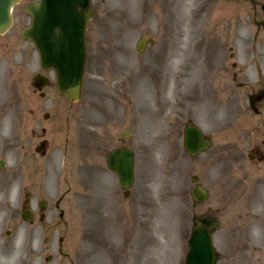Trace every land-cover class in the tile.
Segmentation results:
<instances>
[{
  "label": "rangeland",
  "instance_id": "1",
  "mask_svg": "<svg viewBox=\"0 0 264 264\" xmlns=\"http://www.w3.org/2000/svg\"><path fill=\"white\" fill-rule=\"evenodd\" d=\"M95 1L101 35L99 42L94 34L90 37L81 101L71 109L56 102L52 109L48 102L44 106L51 116L61 113L63 121L53 131L55 144L63 145L54 147V174L44 192L52 204L48 220L56 222L63 212L70 227L65 234L67 255L52 264H185L191 228L207 211L219 222L213 236L216 264H264V194L242 191L248 183L252 189L262 188L264 181L235 178L225 187L229 154L223 130L217 133L223 98L218 81L213 87L195 82L200 58L211 66L228 55V44L236 45L229 22L242 28V35L252 29L248 20L240 19L237 0ZM21 13L15 8L14 20H30ZM17 29L15 22L11 31ZM146 33L154 43L139 54L135 43ZM72 114L70 124H78L76 129L66 124ZM187 122L214 134L210 150L194 161L181 146ZM125 129L130 132L125 141L135 151L129 196L106 164V155L119 146ZM60 135L68 143L65 150ZM6 158L13 167L15 157ZM194 175L210 191L203 203L190 195ZM57 201L59 207L53 210ZM33 234L40 239L41 230L35 227ZM57 238L53 231V252ZM18 239L26 244L23 237ZM15 241L13 256L0 250L4 264L25 256L24 244Z\"/></svg>",
  "mask_w": 264,
  "mask_h": 264
},
{
  "label": "flooded vegetation",
  "instance_id": "2",
  "mask_svg": "<svg viewBox=\"0 0 264 264\" xmlns=\"http://www.w3.org/2000/svg\"><path fill=\"white\" fill-rule=\"evenodd\" d=\"M23 1L21 0L16 8L21 9L24 15H27L26 5L33 1L39 2V0H25V6L19 8ZM236 3L239 4L240 19L248 20V25L252 29L242 35L240 34L242 28L229 22L228 29L235 34L236 45L228 44V55L213 60L211 66L206 64L204 58H200L198 76L195 79L201 87H213L214 82L218 81L217 87L223 98L222 128H218L217 133L220 129L223 130V135L226 137L225 150L229 154V159L225 162L228 177L225 187H231L233 183L230 180L235 178H241L243 183L259 184L264 181L258 182V179H264V0H237ZM98 10L96 1L91 0L93 15L92 20L87 24L84 37L86 63L91 35L97 37V42L100 40L101 20ZM33 21L13 20L10 29L0 34V250L3 252L7 249L11 257L14 255L10 254L14 252L12 245L14 239L15 242H22L18 237H23L26 243L22 242L25 246V256L15 259L12 264H52L55 259L61 261L63 256L67 255L64 251L65 234L70 227L65 224L63 212H58L56 222L52 218L48 220L52 204L44 197V192L50 184L49 178L54 174V147L58 150L63 145L57 142L55 144L53 131L63 121L60 120L61 113L51 116L50 113L45 112L44 106L48 102L52 109L56 102L59 106L71 109L74 104H79L81 101L69 102L66 97L58 93L55 71L41 65L37 42L22 37V30ZM15 22L18 29L12 32ZM33 30L37 37L38 27L35 26ZM153 43L154 39L146 33L136 41V52L144 53ZM195 55L198 57V53ZM160 68L161 71H166L164 67ZM176 68L181 70L179 66ZM74 119L75 115L72 114L66 122L68 128H72L74 124L75 129L77 128L78 124H70ZM192 126L199 128L204 139L210 141V146L195 156L186 153L183 143L186 131ZM128 134L121 133L119 146L113 150L131 148L125 141ZM212 135L214 134L210 129L207 132L202 126L187 122L181 132L183 153L193 161L198 159L210 150L213 143L210 138ZM60 137L63 138V150H65L68 143L63 135ZM8 155L15 157L13 167L7 161ZM65 167L66 165L63 166L64 172ZM237 174L240 177L236 176ZM193 178L195 182L192 181ZM191 182V196L193 191L201 186L207 192V199L210 197L209 189L204 188L197 175L191 177ZM252 185L253 183H248L242 191L252 195L253 191L255 194H264L262 189L264 185L257 190L252 189ZM120 189L125 196H129L130 189L127 191ZM261 197L262 195L256 196V200H260ZM59 202L54 203L53 210L59 207ZM202 217L217 222L216 228L212 230L214 236L219 226L218 220L207 211V214H202L196 221L201 220ZM35 227L41 230L40 239L35 238L33 234ZM53 231H56L58 237L56 252H53L49 242ZM2 237H6L9 241H1ZM145 259L146 255L141 258V260ZM0 264L4 262L0 261Z\"/></svg>",
  "mask_w": 264,
  "mask_h": 264
},
{
  "label": "water",
  "instance_id": "3",
  "mask_svg": "<svg viewBox=\"0 0 264 264\" xmlns=\"http://www.w3.org/2000/svg\"><path fill=\"white\" fill-rule=\"evenodd\" d=\"M19 1L0 0V32L10 26V12ZM84 9L89 11V0H41L38 10L33 4L26 9L35 20L38 35L35 37L36 34L30 27L24 30L23 36L35 39L44 62H49L57 69L59 91L70 100H76L80 94L85 60L82 43L84 32L81 30L78 36L79 29L75 26L79 24L75 20H83L79 10ZM66 20H74L75 25ZM206 146L207 142L202 141V136L196 129L193 134L185 137V148L191 154ZM108 160L109 167L118 174L121 185L127 188L133 182V151H115ZM212 225L213 223L202 222L193 229L186 264H213L214 253L209 234Z\"/></svg>",
  "mask_w": 264,
  "mask_h": 264
},
{
  "label": "bare ground",
  "instance_id": "4",
  "mask_svg": "<svg viewBox=\"0 0 264 264\" xmlns=\"http://www.w3.org/2000/svg\"><path fill=\"white\" fill-rule=\"evenodd\" d=\"M20 2V1H19ZM18 2V3H19ZM17 3V4H18ZM16 4V5H17ZM30 4H33L34 6H35V2L33 1V2H30L27 6H29ZM80 11V15H81V17H82V19L83 20H81L82 22H81V30L83 31V32H85L86 31V28H87V24L92 20V11H91V5H90V3H89V11H86L85 9L84 10H79ZM13 13V11H11L10 12V15ZM14 20V19H13ZM61 20H58V22H60ZM66 21H68V22H70L71 24H74L73 22H74V20H66ZM77 23H79L80 22V20H75ZM75 22V23H76ZM64 22H63V26H64ZM80 35V34H79ZM137 75H135V77H136ZM139 78V77H138ZM197 150V149H196ZM198 151V153H197V155H199V154H201L200 152H202V149H200V151L199 150H197Z\"/></svg>",
  "mask_w": 264,
  "mask_h": 264
}]
</instances>
